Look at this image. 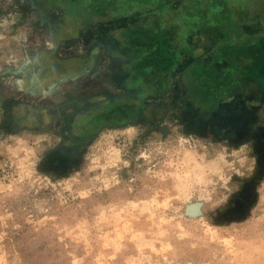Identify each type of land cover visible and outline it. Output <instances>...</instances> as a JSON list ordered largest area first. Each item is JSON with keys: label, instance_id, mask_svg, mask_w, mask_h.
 Returning a JSON list of instances; mask_svg holds the SVG:
<instances>
[{"label": "rangeland", "instance_id": "1", "mask_svg": "<svg viewBox=\"0 0 264 264\" xmlns=\"http://www.w3.org/2000/svg\"><path fill=\"white\" fill-rule=\"evenodd\" d=\"M0 264H264V0H0Z\"/></svg>", "mask_w": 264, "mask_h": 264}]
</instances>
